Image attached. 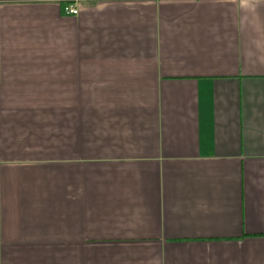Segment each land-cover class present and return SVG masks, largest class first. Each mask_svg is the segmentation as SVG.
<instances>
[{
    "label": "crops",
    "instance_id": "obj_1",
    "mask_svg": "<svg viewBox=\"0 0 264 264\" xmlns=\"http://www.w3.org/2000/svg\"><path fill=\"white\" fill-rule=\"evenodd\" d=\"M0 264H264V0H0Z\"/></svg>",
    "mask_w": 264,
    "mask_h": 264
},
{
    "label": "built area",
    "instance_id": "obj_2",
    "mask_svg": "<svg viewBox=\"0 0 264 264\" xmlns=\"http://www.w3.org/2000/svg\"><path fill=\"white\" fill-rule=\"evenodd\" d=\"M43 3H60L61 0H38ZM63 13L66 16H78L80 12V6L76 2H64L61 4Z\"/></svg>",
    "mask_w": 264,
    "mask_h": 264
}]
</instances>
